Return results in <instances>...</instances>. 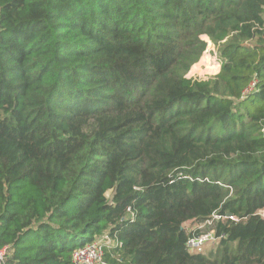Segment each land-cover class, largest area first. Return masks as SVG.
Instances as JSON below:
<instances>
[{"label":"trees","instance_id":"trees-1","mask_svg":"<svg viewBox=\"0 0 264 264\" xmlns=\"http://www.w3.org/2000/svg\"><path fill=\"white\" fill-rule=\"evenodd\" d=\"M263 211L264 0H0L5 264H264Z\"/></svg>","mask_w":264,"mask_h":264},{"label":"built area","instance_id":"built-area-1","mask_svg":"<svg viewBox=\"0 0 264 264\" xmlns=\"http://www.w3.org/2000/svg\"><path fill=\"white\" fill-rule=\"evenodd\" d=\"M213 232L203 234L196 238H191L186 243V248L190 252L200 253L204 247L215 240ZM111 246L107 237H100L85 246L76 249L72 253L73 264H103V248ZM6 249L0 248V264H5Z\"/></svg>","mask_w":264,"mask_h":264},{"label":"rangeland","instance_id":"rangeland-1","mask_svg":"<svg viewBox=\"0 0 264 264\" xmlns=\"http://www.w3.org/2000/svg\"><path fill=\"white\" fill-rule=\"evenodd\" d=\"M219 69L220 65L217 60L216 49L208 42L206 51L202 54L199 61L191 67L187 77L206 79L216 75ZM261 214L264 217V211ZM216 245L217 243H208L203 250V254L207 255L211 251L214 252L216 250Z\"/></svg>","mask_w":264,"mask_h":264}]
</instances>
